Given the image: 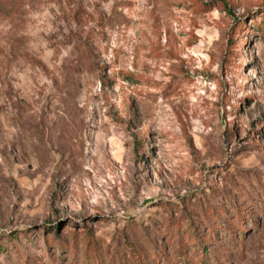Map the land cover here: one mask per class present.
Instances as JSON below:
<instances>
[{
    "label": "rangeland",
    "instance_id": "rangeland-1",
    "mask_svg": "<svg viewBox=\"0 0 264 264\" xmlns=\"http://www.w3.org/2000/svg\"><path fill=\"white\" fill-rule=\"evenodd\" d=\"M263 11L0 0V264H184L175 220L213 236L207 264H264Z\"/></svg>",
    "mask_w": 264,
    "mask_h": 264
},
{
    "label": "trees",
    "instance_id": "trees-1",
    "mask_svg": "<svg viewBox=\"0 0 264 264\" xmlns=\"http://www.w3.org/2000/svg\"><path fill=\"white\" fill-rule=\"evenodd\" d=\"M192 1L197 3L198 0H192ZM200 6H203V8H207V9L210 8L209 5H205V4H202ZM261 16L263 17V20H264V11L261 13ZM82 18L83 17L77 16L76 20L79 22ZM243 24L244 23H242V26H244ZM261 29L264 32V22H263ZM233 33H236V31H234ZM232 43H234V42H232ZM228 52L230 53V50ZM260 203L262 204V201H260ZM231 208H234L236 210L237 213H236L235 217L238 218L239 221L244 219L245 216L251 215V214H248L247 212L246 213L243 212L244 209L241 207L240 204H238L237 206L231 205ZM216 213H219V214L223 213V210L221 209V207H219V206L212 207L211 205H209L204 210L203 222H205V220H206V222L207 221L210 222V226L207 227L209 233L211 235H213L215 233V230H217V229H219L220 231L227 230L231 234V237L234 238V241H237L236 239L240 238V236L244 234V231L242 229H240L239 227H237L238 225L234 226L230 223L228 224V227H225V226L221 225L220 223H218V226H216L217 223L214 222V220H213ZM204 224H206V223H204ZM168 225H169L168 230H170V229L172 230L175 228V233L178 235L177 242H173V243L177 244V250L175 252V260L178 261V263L193 264L191 262V260H189L185 256L184 244H186V243H189L191 246H194L193 247L195 249L194 254L199 257V260L196 264H207V258L209 256L211 258L217 257L216 259L218 261L219 255L212 254V252H214V251L211 252L208 249L209 245H214L213 242L212 243L210 242L213 240V236L206 238L203 233H197L196 230L194 229V227L190 226V225H188L184 229H181L180 228V222L176 221V220L173 221V223L170 222ZM170 233L171 232H169V234L166 235L167 236L166 238H168V240L171 241L172 237L170 236ZM196 243H199V246H200L198 253H196L197 252L196 251V249H197ZM209 243H211V244H209ZM88 246H89V250L87 251V259L92 258V256H93L92 250H94V248H95V243L92 241L91 242L89 241ZM150 248H151V250L154 251L152 259L150 261H152L153 264H165V261L163 260V253L160 252L156 246H151ZM147 256L149 258L150 255L147 254ZM145 258H146V254L143 250L137 249L135 251V253H134V259H135L134 263L135 264H152L151 262L147 261ZM93 260H94V257H93Z\"/></svg>",
    "mask_w": 264,
    "mask_h": 264
}]
</instances>
